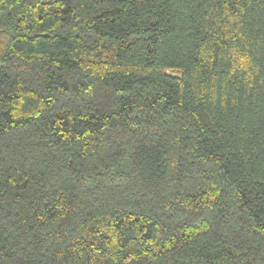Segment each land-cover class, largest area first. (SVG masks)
<instances>
[{
  "label": "trees",
  "instance_id": "trees-1",
  "mask_svg": "<svg viewBox=\"0 0 264 264\" xmlns=\"http://www.w3.org/2000/svg\"><path fill=\"white\" fill-rule=\"evenodd\" d=\"M0 264H264V0H0Z\"/></svg>",
  "mask_w": 264,
  "mask_h": 264
}]
</instances>
